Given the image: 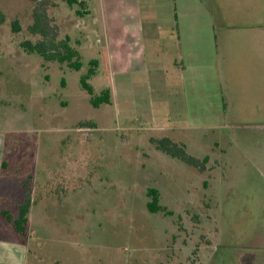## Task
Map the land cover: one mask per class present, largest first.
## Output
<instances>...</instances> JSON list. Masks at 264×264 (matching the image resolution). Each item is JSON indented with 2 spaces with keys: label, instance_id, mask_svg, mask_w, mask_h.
<instances>
[{
  "label": "rangeland",
  "instance_id": "1",
  "mask_svg": "<svg viewBox=\"0 0 264 264\" xmlns=\"http://www.w3.org/2000/svg\"><path fill=\"white\" fill-rule=\"evenodd\" d=\"M203 1L217 16L225 108L187 121L174 16L195 21L193 0H139L143 69L115 63L107 76L97 0L87 17L85 4L48 9L80 71L25 53L20 43L38 39L33 4L0 0V208L16 217L27 188L34 201L24 235L0 217L20 264H264V0ZM94 59L89 83L112 92L99 108L79 84ZM163 137L207 158L204 171L157 151L150 139ZM149 189L167 213L147 210Z\"/></svg>",
  "mask_w": 264,
  "mask_h": 264
},
{
  "label": "crops",
  "instance_id": "2",
  "mask_svg": "<svg viewBox=\"0 0 264 264\" xmlns=\"http://www.w3.org/2000/svg\"><path fill=\"white\" fill-rule=\"evenodd\" d=\"M193 1L195 7L192 5L191 7L198 11L195 17L197 19L194 18L195 21L187 20L180 25L178 15L174 16L176 20V38L179 44L176 45L177 57L174 58L172 65L177 69L178 83L187 121L197 120L201 110L206 108L215 111L219 109L218 112L214 113L215 118H219L220 110L225 108L218 81V67L216 66L218 59L217 16L203 0ZM84 2L86 17L91 14V10L93 7L95 8V5L101 14V29L105 49L101 51L100 58L104 73H106L104 76L114 74L115 63L116 71L120 69L134 70L138 66L139 69H143L145 58H143L142 32L138 22L139 0H97V4L93 6H91L92 2H89V0H84ZM199 12L203 13L202 20H199ZM86 49L91 52V48ZM99 61L97 62L98 66ZM2 145L3 142L0 141V174L8 168V162L2 159L4 152ZM1 196L6 198V194L0 192ZM1 210L9 209L0 208ZM29 214H31V208ZM29 214L28 216H30ZM0 217L4 220L2 216ZM0 233H2L1 230ZM16 247L18 245L15 242L10 243L8 239H0V264L22 263L21 256L15 255L14 249Z\"/></svg>",
  "mask_w": 264,
  "mask_h": 264
},
{
  "label": "trees",
  "instance_id": "3",
  "mask_svg": "<svg viewBox=\"0 0 264 264\" xmlns=\"http://www.w3.org/2000/svg\"><path fill=\"white\" fill-rule=\"evenodd\" d=\"M33 4L32 8V23L27 27V31L32 36H37L38 39L34 42L24 40L20 43L21 49L27 54H35L44 62H56L61 65H66L69 69L80 71L83 64L79 52L70 44L68 37L60 39L59 28L54 23V20L48 15L49 7L53 6L51 0H30ZM68 7L75 5L82 6L84 0H59ZM78 15L80 11H76ZM5 22V16L0 11V26ZM13 32L19 30L18 22H12ZM88 70L80 76L79 84L83 91L89 95V102L93 108H99L101 105L111 104V92L109 89L102 90L98 95L95 94L93 86L89 83L92 77L96 75L98 63L96 60H90ZM91 123L81 124L79 128H87ZM151 144L157 151H160L172 158H175L184 164L191 166L199 171H204L207 163V158L199 160L189 155L184 145L174 142L169 138L150 139ZM25 188L27 185L25 184ZM24 194L23 202L18 206L17 216L13 217L9 210H1L0 216L11 225L13 230L20 235H24L28 222V214L31 208L32 201L29 188ZM146 196L149 199L146 207L151 213L165 212V208L159 205L158 192L154 189L147 190ZM167 213V212H165Z\"/></svg>",
  "mask_w": 264,
  "mask_h": 264
}]
</instances>
